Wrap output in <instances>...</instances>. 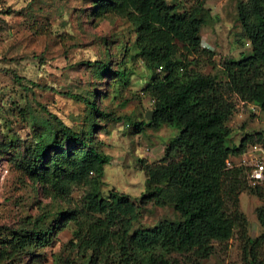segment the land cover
<instances>
[{
	"label": "rangeland",
	"instance_id": "rangeland-1",
	"mask_svg": "<svg viewBox=\"0 0 264 264\" xmlns=\"http://www.w3.org/2000/svg\"><path fill=\"white\" fill-rule=\"evenodd\" d=\"M98 1L0 0V264H89L73 248L76 227L71 221L38 248L21 249L16 238L61 223V213L73 210L85 194V188H74L69 196L56 195L31 171L39 146L51 145L64 130L55 117L83 131L91 113L87 98L105 113L94 115L92 141L111 159L103 179L106 197L115 190L140 200L147 192L146 168L159 163L180 134L178 129L148 126L147 113L154 110V103L144 89L152 74L142 60L134 58L135 28L127 17L104 12ZM167 1L181 12L198 2ZM246 4L249 0L206 2L201 35L207 52L198 55L194 68L223 85L228 82L225 64L253 54L240 19V9ZM225 92L235 105L227 122L232 130L229 145L239 148L247 137V149L256 142L264 144V111L227 88ZM72 147L77 146L65 142L62 149L50 148L46 159ZM172 158H178V153ZM242 158L243 154L233 156L231 168L238 167ZM262 205L245 183L237 206L228 203V211L238 210L245 221L234 237L215 242V252L208 259L194 254L174 258L185 264H244L247 245L243 237L255 239L264 234L258 218ZM166 219L180 222L183 217L173 206L150 202L130 235ZM260 255L264 261V245ZM120 259L117 256L113 262Z\"/></svg>",
	"mask_w": 264,
	"mask_h": 264
},
{
	"label": "trees",
	"instance_id": "trees-1",
	"mask_svg": "<svg viewBox=\"0 0 264 264\" xmlns=\"http://www.w3.org/2000/svg\"><path fill=\"white\" fill-rule=\"evenodd\" d=\"M98 2L104 12L127 17L135 28L134 58L142 60L152 74L144 89L154 103V117L148 126L155 130L166 126L180 130V134L167 148L166 156L146 168L147 192L140 200L115 190L106 197L103 179L111 159L92 141L94 115L105 113L87 98L84 100L91 113L83 131L55 117L64 130L52 139L51 145L39 146L31 171L56 195L69 196L74 188H85V194L73 210L61 213V223L16 237L19 247L26 250L43 246L53 231L71 221L76 227L73 248L89 264H185L174 258L176 254L208 259L215 252L214 243L231 240L245 222L238 210L228 211L230 201L237 206L245 183L263 202L258 218L264 227V186L251 187L246 169L229 166L233 156L247 150L250 138L244 139L239 148L229 145L232 130L227 122L235 105L225 92L227 88L229 93L264 111V0H249L240 9L253 54L225 64L227 85L194 68L198 55L207 52L201 35L207 0H198L184 12L167 0ZM120 72L126 77L125 71ZM65 142L77 147L58 150L46 159L50 148L62 149ZM174 152L178 153L176 159L172 158ZM150 202L175 207L183 220L166 219L131 236L142 209ZM243 238L247 245L244 264H264L260 255L264 234L255 239L247 235ZM117 256L121 259L115 263Z\"/></svg>",
	"mask_w": 264,
	"mask_h": 264
},
{
	"label": "built area",
	"instance_id": "built-area-1",
	"mask_svg": "<svg viewBox=\"0 0 264 264\" xmlns=\"http://www.w3.org/2000/svg\"><path fill=\"white\" fill-rule=\"evenodd\" d=\"M238 167L246 169L251 187L264 186V144L257 143L247 149Z\"/></svg>",
	"mask_w": 264,
	"mask_h": 264
},
{
	"label": "water",
	"instance_id": "water-1",
	"mask_svg": "<svg viewBox=\"0 0 264 264\" xmlns=\"http://www.w3.org/2000/svg\"><path fill=\"white\" fill-rule=\"evenodd\" d=\"M153 117H154V111H149V112L147 113V119H148L149 121H151V120L153 119Z\"/></svg>",
	"mask_w": 264,
	"mask_h": 264
}]
</instances>
